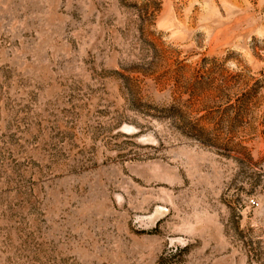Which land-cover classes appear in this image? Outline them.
<instances>
[{
  "label": "rangeland",
  "instance_id": "obj_1",
  "mask_svg": "<svg viewBox=\"0 0 264 264\" xmlns=\"http://www.w3.org/2000/svg\"><path fill=\"white\" fill-rule=\"evenodd\" d=\"M0 264H264V0H0Z\"/></svg>",
  "mask_w": 264,
  "mask_h": 264
}]
</instances>
